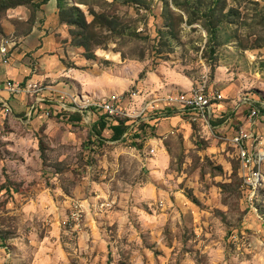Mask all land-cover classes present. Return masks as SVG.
Listing matches in <instances>:
<instances>
[{
  "label": "rangeland",
  "instance_id": "374dc122",
  "mask_svg": "<svg viewBox=\"0 0 264 264\" xmlns=\"http://www.w3.org/2000/svg\"><path fill=\"white\" fill-rule=\"evenodd\" d=\"M44 4L0 0V43L10 39L14 51L16 34L45 23ZM51 5L64 87L107 72L125 77L123 92H141L135 115L143 101L155 109L118 131L57 101H47L49 115L29 116L21 95L2 91L10 108L0 100V264H264V186L261 200L248 199L219 120L165 107L170 92L204 82L220 93L264 91V0ZM64 90L56 94L67 105L97 98Z\"/></svg>",
  "mask_w": 264,
  "mask_h": 264
},
{
  "label": "built area",
  "instance_id": "2783aa9c",
  "mask_svg": "<svg viewBox=\"0 0 264 264\" xmlns=\"http://www.w3.org/2000/svg\"><path fill=\"white\" fill-rule=\"evenodd\" d=\"M11 40L5 39L0 43V56L3 63H7L11 50ZM3 90L12 95L33 96L35 102L45 101L44 94L53 95L55 89L49 83L28 79L27 81H17L6 79L2 81ZM40 95V96H39ZM57 108H63L71 112L84 114L86 111L92 115L105 117L107 124L115 125L119 119H128L142 116L147 109L153 111L155 100L150 104H141L139 114L132 111V106L137 104L141 97L139 90H132L122 94L112 93L107 96L84 99L78 102V97H74L73 105H67L61 95ZM84 98V97H82ZM248 115L246 125H240L234 131L229 140L236 150L238 162L240 165V177L242 188L247 194L249 200H261V191L264 186V134L256 130V125L260 118L264 119V101H255L251 98H245ZM225 101L224 96L218 90L211 89L206 82L193 86L189 90L170 92L165 97V104L171 110L177 113L189 115L192 119L210 122L216 119V107ZM54 105H51V108ZM8 109V107H6ZM89 109V110H88ZM5 113H8L7 111ZM51 110L46 111L49 115ZM88 117V119L90 118Z\"/></svg>",
  "mask_w": 264,
  "mask_h": 264
},
{
  "label": "crops",
  "instance_id": "0c3cea01",
  "mask_svg": "<svg viewBox=\"0 0 264 264\" xmlns=\"http://www.w3.org/2000/svg\"><path fill=\"white\" fill-rule=\"evenodd\" d=\"M51 2L49 0V5H43L41 8L44 10L49 7V10L45 11L44 19L45 23H40L38 20L32 22L29 26V29L26 32H21L16 34L17 38V46L10 50L9 59L7 63H3L0 59V81H4L6 79H14L17 81H22V78L27 75H32V80L41 81L44 83H52L55 80L52 79L53 76L61 73L60 83H56L52 85L54 89L61 90L59 93L65 91L64 89H68L70 85L79 92V89H88L90 93L93 94L94 97H102L107 96L112 93L122 94L123 90L126 88L127 80L125 77H119L115 75H111L109 73L94 74L95 72H87L86 75H79L77 78L72 77L69 81L68 87H64L66 84L64 82V74L70 75L68 72H64L63 63L59 62V53L62 52V44L61 39L62 35L59 32L61 28L56 24L55 21V13L51 10ZM28 11L27 8H19L15 10L14 15L19 19L24 18V15ZM43 14L42 12H39ZM50 29H56L54 32ZM131 69H128V72ZM72 75V74H71ZM69 77H66V80ZM151 84H145V86H150ZM157 88L158 86H150ZM193 86H191L192 88ZM138 89V88H137ZM143 89V88H142ZM158 89V88H157ZM190 89V88H189ZM187 89V90H189ZM58 90L50 95L48 92L44 94L45 101L35 102V95L33 96H22L21 100L24 103H27L26 107L28 108L27 114L32 116L34 114L39 113L41 110L46 111L51 110L52 104H47V101H59L57 97ZM161 90V89H160ZM251 90V89H250ZM251 93L248 92V89L232 91L230 94L228 92L221 91L224 96L225 101L221 104H218L215 110L216 121H220L219 127L221 128L222 133H229L230 136L234 133V131L240 125H244L246 123V118L248 115L247 105L245 103V98H251L255 101H264V91L260 90V93H257V89H252ZM4 90H0L1 92ZM158 91V90H157ZM182 90H177L174 92H178ZM259 92V91H258ZM105 93V95H103ZM91 94V95H92ZM1 96V95H0ZM3 98L0 97L2 103H5L9 106L7 100L8 96L2 95ZM40 96V95H39ZM85 96V94H84ZM81 97H83L81 95ZM230 98V99H229ZM167 107V105L165 106ZM10 108V106H9ZM168 110H171L167 107ZM12 110V109H10ZM174 111L172 110L171 113ZM44 113V114H45ZM46 115V114H45ZM246 125V124H245ZM256 130L260 134H264V119L260 118L259 122L256 125ZM229 136V137H230Z\"/></svg>",
  "mask_w": 264,
  "mask_h": 264
},
{
  "label": "trees",
  "instance_id": "16d2710c",
  "mask_svg": "<svg viewBox=\"0 0 264 264\" xmlns=\"http://www.w3.org/2000/svg\"><path fill=\"white\" fill-rule=\"evenodd\" d=\"M100 120H103L105 122V124L107 123L105 120V117H101ZM102 121V122H103ZM126 121H128L127 119H119L117 124L113 125L115 127L116 130H120L121 125H123ZM113 127V128H114Z\"/></svg>",
  "mask_w": 264,
  "mask_h": 264
},
{
  "label": "bare ground",
  "instance_id": "6f19581e",
  "mask_svg": "<svg viewBox=\"0 0 264 264\" xmlns=\"http://www.w3.org/2000/svg\"><path fill=\"white\" fill-rule=\"evenodd\" d=\"M130 71H132V70H130ZM83 102H84V99H83Z\"/></svg>",
  "mask_w": 264,
  "mask_h": 264
}]
</instances>
